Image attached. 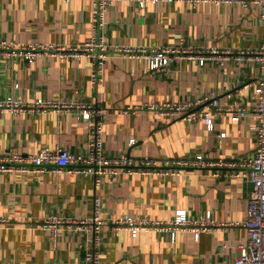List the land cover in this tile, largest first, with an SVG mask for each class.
I'll use <instances>...</instances> for the list:
<instances>
[{
  "label": "crops",
  "instance_id": "crops-1",
  "mask_svg": "<svg viewBox=\"0 0 264 264\" xmlns=\"http://www.w3.org/2000/svg\"><path fill=\"white\" fill-rule=\"evenodd\" d=\"M95 20L90 0H0V40L18 43L87 41ZM106 39L129 46L171 45L189 48L195 57L174 59L169 73H152L142 57L115 53L106 60L103 80L93 85L89 57L43 53L34 60L0 55V96L33 100L86 101L107 110L84 119L69 108L43 112L0 111V155L15 146L24 153L57 145L73 152L89 149L93 121H104V145L110 154L129 152L137 160L148 156L177 157L202 152L209 157L243 158L256 147L252 125L255 114L239 120L217 116L215 129L202 118L194 121L160 115L151 109L125 111L147 102L194 101L216 93L223 103H250L253 89L243 86L257 77L253 59L226 64L201 55L218 48L237 51L261 44L260 9L240 1H147L138 6L116 0L110 6L104 29ZM186 53L182 51L181 53ZM225 132L224 136L220 133ZM136 142L130 145V139ZM254 185L230 174L208 169L179 174L106 173L98 185L94 178L68 170L0 171V264H85L89 234L61 232L53 244L47 231L35 223L50 214L88 215L94 197L103 200L108 216L130 213L168 218L177 207L194 216L212 211L226 221H244ZM102 264H232L248 242L246 226L204 232L102 231Z\"/></svg>",
  "mask_w": 264,
  "mask_h": 264
},
{
  "label": "built area",
  "instance_id": "built-area-1",
  "mask_svg": "<svg viewBox=\"0 0 264 264\" xmlns=\"http://www.w3.org/2000/svg\"><path fill=\"white\" fill-rule=\"evenodd\" d=\"M93 6L95 20L93 33L84 43H18L16 41L1 39L0 55L7 58H25L34 60L43 53H57L75 57H89L93 61L91 82L98 85L103 80V71L106 60L115 53H123L132 57H142L147 62L148 70L152 73H169L170 64L174 59L195 57L189 48L180 49L171 45L129 46L111 43L106 39L104 29L106 17L110 6L116 0H90ZM138 6H144L147 1L155 3L161 1H186L197 4L200 1H240L244 4L256 5L260 9L263 25L261 44L253 48L225 49L223 52L214 47L212 54L201 55V58L212 57L226 64L232 56L235 60L253 59L258 63L257 77L246 83L243 88L253 89L255 99L250 103H223L221 97L212 93L194 101H161L147 102L143 105L128 106L125 111L137 109H151L160 115L179 117L194 121L202 118L211 130L215 129L217 116L227 114L234 120L255 114L257 120L252 125L256 147L255 151L243 158L209 157L202 152L177 157L148 156L137 160L129 152L110 154L104 145V121L93 122L89 149L86 153L73 152L60 145L55 147L44 146L37 152L24 153L17 147H11L7 153L0 155V171L3 172H39L53 170L61 172L68 170L91 176L96 183H102L106 173L118 174H179L189 169H208L215 175L230 174L250 180L253 185L247 218L244 221H226L214 217L208 210L204 215L194 217L186 207H177L174 215L168 218H156L148 215H134L123 213L119 215H106L103 210V200L99 195L94 197V210L88 215H57L50 214L39 219L34 225L47 231L54 245L58 243L60 234L64 230L89 234L87 251L84 256L85 264H102V231L110 226L115 233L129 230L134 236L143 231L170 232L176 238L180 231H192L198 239L204 232L225 230L230 226L244 225L249 232L248 242L241 246L240 254L232 264H264V0H130ZM186 51V53H181ZM74 109L78 116L92 119L98 115H105L107 110L93 102L86 101H51L43 98L25 100L12 95L0 96V111L9 112H43L49 109L59 111ZM221 136L225 132L220 133ZM136 138L130 139V145ZM8 215H0V225L10 224Z\"/></svg>",
  "mask_w": 264,
  "mask_h": 264
}]
</instances>
